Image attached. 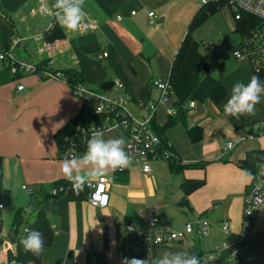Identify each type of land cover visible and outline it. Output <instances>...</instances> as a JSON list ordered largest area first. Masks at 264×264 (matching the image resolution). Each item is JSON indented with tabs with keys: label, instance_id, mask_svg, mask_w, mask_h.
Returning a JSON list of instances; mask_svg holds the SVG:
<instances>
[{
	"label": "crops",
	"instance_id": "crops-1",
	"mask_svg": "<svg viewBox=\"0 0 264 264\" xmlns=\"http://www.w3.org/2000/svg\"><path fill=\"white\" fill-rule=\"evenodd\" d=\"M52 3L48 0L49 6ZM201 7L202 0H85L83 23L88 28L81 26L71 32L58 24L50 7L45 9L47 13L42 11L40 0H0L1 49L10 51L17 63L41 65L50 60L52 71L77 69L84 85L92 89L119 80L125 84L127 96L155 102L160 94L153 82L171 71ZM217 17L237 33L230 7L222 8L205 23ZM202 26L192 33L182 70L173 80V91L158 105L154 120L156 125L164 126L170 117H177L180 102L195 89L182 106L186 114L166 130L180 163L192 167L173 173L168 161L159 159L151 163L149 174L137 168L126 173L110 171L103 175L110 185L109 205L103 209L87 201H70L66 196L50 200L43 210L51 220L55 237L44 253V264H122L125 258L151 260L165 251L189 252L192 246L205 253V261L213 256L224 264H264V203L244 233V198L252 179L239 166L249 150L264 149V97L254 115L225 116L224 104L232 86L247 83L254 75L253 66L248 58L234 55L236 61L230 71H225L223 63L219 69L208 65L210 73L205 72L203 66L212 58L204 50L222 47L199 43L195 34ZM55 28L63 36L50 41L47 36ZM47 43L54 49L46 51ZM104 53L108 54L106 58L102 57ZM221 72L227 91L225 100L220 105L194 100L196 93ZM192 101L193 108L189 106ZM84 108L64 80L44 79L38 74L14 75L9 61L0 60V156L5 182L15 181L17 187L27 191L24 187L65 178L55 134L84 114ZM184 120L203 128L202 140H190ZM229 142L235 146L227 151ZM185 180L204 181L189 196L188 205L182 204ZM28 214L27 218L33 220L35 215ZM149 215L158 217V230L179 231L188 222L207 220L210 232L203 238L192 235L183 245L176 242L133 252L138 234L149 230ZM224 223L229 226L228 233L222 229ZM129 226L133 232L127 230Z\"/></svg>",
	"mask_w": 264,
	"mask_h": 264
},
{
	"label": "built area",
	"instance_id": "built-area-1",
	"mask_svg": "<svg viewBox=\"0 0 264 264\" xmlns=\"http://www.w3.org/2000/svg\"><path fill=\"white\" fill-rule=\"evenodd\" d=\"M207 3V0H202V4ZM232 10L234 20L242 21L243 13H248L259 20V24L252 28L246 35L243 36L244 53L237 50L234 55L237 58L246 57L250 60L253 69L260 71L264 68V0H229V6ZM43 12L47 13L45 9ZM133 15L135 12L132 13ZM150 17L154 13L149 14ZM121 20V17H118ZM82 28H88L86 23L82 24ZM208 44L207 47H210ZM221 49V47H218ZM46 51H51L54 46L47 43L44 47ZM107 53L102 57L106 58ZM0 60H7L10 63L12 74H38L44 79L49 80H64L62 72L52 71L51 61L49 60L45 68H40L39 65L29 63H17L10 51H1ZM71 87V86H70ZM153 87L157 89L160 97L155 102H141L133 97L126 95V86L123 82L117 80L113 87L107 91L102 89H92L84 84H77L71 87L72 94L77 99L81 100L85 105H93L95 107L94 121L79 124L73 136L66 137L67 146L64 152L61 153V159L65 158V153L71 150L76 155H81L86 150L87 141L91 133L95 130L104 132L105 139L123 138L126 142L125 151L132 160L131 166L124 169H117L116 173H126L132 168L139 169L143 174L151 172V163L155 160H169L174 156L171 151V144L168 142L165 145L154 128V120L157 113L158 105L164 103L173 91V78L171 71L163 77L156 79L153 82ZM23 89V86L18 88ZM190 107H195L192 101ZM264 134V132H263ZM254 134L249 135L252 139ZM235 144L229 142L226 150L233 149ZM89 189L87 203L92 207L103 209L109 205V180L102 176L97 181H92L87 184ZM24 189L29 190L28 187ZM56 191H54L55 193ZM264 203V165L259 169L258 174L252 178L251 183L244 198L243 212V232L245 233L251 228L258 209ZM3 205L0 203V209ZM159 222L158 217L149 215L147 224L149 230L146 233H139L137 240L134 242L131 250L138 252L145 247H153L185 241L190 236L197 238L207 237L210 232V223L207 220L198 222H188L182 230L169 231L166 229H156ZM225 233L229 232L227 223L222 227ZM129 232L134 229L129 226ZM14 248V246H12ZM235 251L234 255L237 256ZM209 261H214L215 257L209 256ZM15 262L9 263L14 264Z\"/></svg>",
	"mask_w": 264,
	"mask_h": 264
},
{
	"label": "trees",
	"instance_id": "trees-1",
	"mask_svg": "<svg viewBox=\"0 0 264 264\" xmlns=\"http://www.w3.org/2000/svg\"><path fill=\"white\" fill-rule=\"evenodd\" d=\"M229 6V0H207V3L202 4L200 10L196 13L194 19L192 20L188 34L183 41L177 56L174 62L171 65L172 78L175 80L180 74L185 59L187 57L190 44L192 42V33L202 26L210 16L216 14L224 7ZM236 32L240 34L243 39V36L246 35L252 28L259 24V20L254 16L243 13L242 21L236 22ZM55 28L54 31L48 34V39L54 40L61 38L63 36L61 31H57ZM1 39V34H0ZM0 51L1 43H0ZM47 62L43 63L40 68H45ZM64 75V81L68 83L71 87L77 84H84L82 74L77 69H66L61 71ZM254 75L260 78V81L264 79V68L260 71L253 69ZM195 89H192L187 96L180 102L178 109L177 117H170L168 123L164 126H158L154 123V128L156 132L161 137L163 143L167 145L168 139L166 137V130L175 124L182 115L186 114V111L183 109V105L190 100L191 95ZM227 97V91L224 86V76L221 72L218 78L211 79L207 84H205L194 96V100L199 102L210 101L215 105H220L225 98ZM84 114L77 115L74 119L68 122L61 130L55 134V142L60 153L64 152L67 146L68 136H73L76 127L83 123ZM185 121V126L187 128L188 136L193 143L199 142L203 137V128L197 125L190 126ZM251 134H254L251 132ZM171 151L174 153V156L167 160L170 166V169L173 173L182 172L186 168L192 167V165H182L180 163L179 157L175 155L174 150L171 148ZM264 165V149L249 150L244 159L239 163V166L246 172L248 176L254 178L260 167ZM4 171H3V158L0 156V190L3 185ZM122 182L125 180L121 179ZM204 185V181L201 180H185L182 183V190L184 193L182 204L188 205L189 196L201 188ZM29 188V201L26 208H18L15 211L13 216L11 227L8 231V239L11 242L12 246L7 250L6 258L7 263L15 262L17 264H44L43 257L47 248H49L54 240L55 232L51 223V220L47 213L43 210L44 204L50 200L66 196L70 201H86L89 193L87 184L83 187L82 190H74L72 183L66 178H60L48 185L44 184H35ZM54 191H56L54 193ZM28 212L35 215L33 220L27 218ZM37 230L42 233L44 242H45V251L42 255L36 256L30 252H26L23 246L20 244V240L27 235V231ZM190 253L198 256L200 264H224L221 260L216 259L214 261H205L203 259L205 253L198 247L192 246L189 250Z\"/></svg>",
	"mask_w": 264,
	"mask_h": 264
},
{
	"label": "clouds",
	"instance_id": "clouds-1",
	"mask_svg": "<svg viewBox=\"0 0 264 264\" xmlns=\"http://www.w3.org/2000/svg\"><path fill=\"white\" fill-rule=\"evenodd\" d=\"M41 7L54 11L58 24L65 30L77 32L86 17L85 0H40ZM264 97V83L253 75L247 83L236 82L231 88L230 97L224 104L225 116L239 118L254 115L256 105ZM125 140L121 138L105 139L104 132L95 130L87 141L86 150L76 155L71 150L65 153L61 162V172L73 185L74 190H82L86 184L110 171L124 169L132 164L125 151ZM26 252L40 256L45 251L42 233L37 230L27 231L20 240ZM122 264H200L197 255L187 251H165L160 256L149 259L125 258Z\"/></svg>",
	"mask_w": 264,
	"mask_h": 264
},
{
	"label": "rangeland",
	"instance_id": "rangeland-1",
	"mask_svg": "<svg viewBox=\"0 0 264 264\" xmlns=\"http://www.w3.org/2000/svg\"><path fill=\"white\" fill-rule=\"evenodd\" d=\"M195 37L200 44L203 41L222 47L221 50H207L204 48V52L209 53L212 58L207 65H211L215 69H219L224 63L225 71H230L236 61L234 50L238 48L242 54L244 53L242 37L226 28L224 22L218 17L212 18V20L205 23L196 32ZM95 113L96 111L93 105H85L84 117L86 122L94 121ZM163 161L166 162V160ZM28 195L29 190L23 191L21 186L17 187L15 181L5 182V178L3 179V185L0 190V203L4 206V209L0 212V264H9L6 260V253L12 247V244L8 239V231L12 224L14 211L20 207H27Z\"/></svg>",
	"mask_w": 264,
	"mask_h": 264
},
{
	"label": "water",
	"instance_id": "water-1",
	"mask_svg": "<svg viewBox=\"0 0 264 264\" xmlns=\"http://www.w3.org/2000/svg\"><path fill=\"white\" fill-rule=\"evenodd\" d=\"M203 70H204L205 72H207V73H210V67H209L207 64H205V65L203 66ZM113 85H114V82H105V83H103V84L101 85V89H102V90H110V89L113 87ZM178 244L183 245L184 242H183V241H179Z\"/></svg>",
	"mask_w": 264,
	"mask_h": 264
}]
</instances>
